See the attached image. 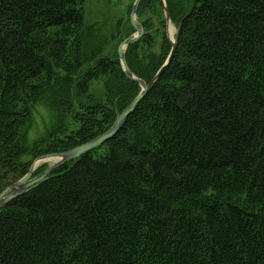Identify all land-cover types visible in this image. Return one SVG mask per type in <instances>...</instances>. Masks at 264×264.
<instances>
[{
  "label": "trees",
  "instance_id": "16d2710c",
  "mask_svg": "<svg viewBox=\"0 0 264 264\" xmlns=\"http://www.w3.org/2000/svg\"><path fill=\"white\" fill-rule=\"evenodd\" d=\"M84 1L0 0V192L140 90L116 53L133 27L109 39ZM165 2L171 60L112 138L0 208V264H264V0ZM148 12L160 28L125 49L146 82L170 50L159 0ZM39 106L50 120L30 139Z\"/></svg>",
  "mask_w": 264,
  "mask_h": 264
},
{
  "label": "water",
  "instance_id": "95a60500",
  "mask_svg": "<svg viewBox=\"0 0 264 264\" xmlns=\"http://www.w3.org/2000/svg\"><path fill=\"white\" fill-rule=\"evenodd\" d=\"M140 1L141 0H133V3L130 8V21H131V26L134 29V32L123 38L119 42L116 49V53L118 55L123 73L127 78L136 81L140 86V90L138 94L131 100V102L121 112L117 110L115 111V115H116L115 120L113 121L111 126L102 134L82 144L72 147L68 150L58 153H46L36 157L32 161L28 171L22 177H20L18 180L11 183L10 185H8L0 192V208L6 205L13 198L28 191L38 182L44 180L55 168H57L61 164L68 162L72 159H75L92 149H95L96 147L103 144L105 141L112 138L118 132V130L120 129L121 125L123 124L124 120L128 117V115L134 110V108L142 100V98L149 92V90L154 85L157 78L160 76L164 68L167 66L177 46L179 28L176 27V32L173 37L169 34V25L173 23L171 22L165 0H159L164 15L166 37L170 42V50L164 62L148 82L135 75L126 63L125 49L127 48V46L138 41L143 35L154 33L158 29L160 23L159 19L151 12H149L148 13L149 16L153 17V19L155 20V25L153 28L149 30L144 29L141 20L140 19L138 20L136 15ZM48 158H54L55 160L52 161V163L48 164V166L40 173L33 176L37 166L41 162L48 161L47 160Z\"/></svg>",
  "mask_w": 264,
  "mask_h": 264
},
{
  "label": "rangeland",
  "instance_id": "374dc122",
  "mask_svg": "<svg viewBox=\"0 0 264 264\" xmlns=\"http://www.w3.org/2000/svg\"><path fill=\"white\" fill-rule=\"evenodd\" d=\"M132 3L133 0H85L83 3L84 22L87 25H93L97 31L104 33L110 39L115 37L118 27L124 31L131 24L130 8ZM173 28L172 37L176 32V26L173 25ZM155 36H158L156 40L159 42L160 33L155 34ZM90 92L99 99L105 97L102 76L91 81ZM49 115V110L46 107L39 106L35 122L29 134L30 139H33V135L40 132L49 123ZM46 163L50 164L52 162L46 161Z\"/></svg>",
  "mask_w": 264,
  "mask_h": 264
},
{
  "label": "flooded vegetation",
  "instance_id": "af4514ba",
  "mask_svg": "<svg viewBox=\"0 0 264 264\" xmlns=\"http://www.w3.org/2000/svg\"><path fill=\"white\" fill-rule=\"evenodd\" d=\"M149 13V12H148ZM147 13V15L145 16V17H142V18H140V20H141V23L143 22V21H146L150 16H149V14ZM150 18H152L153 19V17H150ZM154 20V19H153ZM155 21V20H154ZM160 21V20H159ZM143 25V24H142ZM160 26H161V21H160V23H159V27H158V29L160 28ZM144 27V26H143ZM154 27V26H153ZM153 27H151V28H153ZM151 28H149V29H151ZM145 30H149V29H146V28H144ZM157 29V30H158ZM156 30V31H157ZM164 31H165V23H164ZM155 33V32H154ZM153 34V33H152ZM165 34H166V31H165ZM148 35V34H147ZM143 36H145V35H143ZM142 36V37H143Z\"/></svg>",
  "mask_w": 264,
  "mask_h": 264
},
{
  "label": "bare ground",
  "instance_id": "6f19581e",
  "mask_svg": "<svg viewBox=\"0 0 264 264\" xmlns=\"http://www.w3.org/2000/svg\"><path fill=\"white\" fill-rule=\"evenodd\" d=\"M173 29H174V28H173V25L170 24V25H169V34H170V35H172ZM47 160L52 162V161H54L55 159H54V158H48ZM33 176H34V174H33Z\"/></svg>",
  "mask_w": 264,
  "mask_h": 264
}]
</instances>
